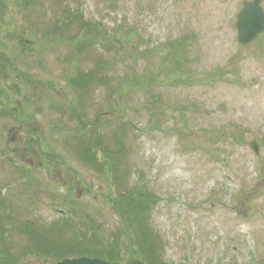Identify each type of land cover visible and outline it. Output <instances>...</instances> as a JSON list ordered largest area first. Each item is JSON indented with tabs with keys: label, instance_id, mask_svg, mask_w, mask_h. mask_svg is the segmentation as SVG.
Wrapping results in <instances>:
<instances>
[{
	"label": "rangeland",
	"instance_id": "obj_1",
	"mask_svg": "<svg viewBox=\"0 0 264 264\" xmlns=\"http://www.w3.org/2000/svg\"><path fill=\"white\" fill-rule=\"evenodd\" d=\"M22 1L0 0V251L15 264H54L28 252L22 229L63 216L45 240L100 251L88 257L264 264V33L240 45L235 29L248 0ZM78 14L107 37L119 28L121 50L79 49ZM22 26L50 37L22 48L13 34ZM176 42L179 64L163 60ZM100 62L105 85H68ZM72 106L98 128L92 163L79 156ZM133 188L151 194L148 247L126 204Z\"/></svg>",
	"mask_w": 264,
	"mask_h": 264
},
{
	"label": "trees",
	"instance_id": "obj_2",
	"mask_svg": "<svg viewBox=\"0 0 264 264\" xmlns=\"http://www.w3.org/2000/svg\"><path fill=\"white\" fill-rule=\"evenodd\" d=\"M29 1L30 0H27L24 2L27 3ZM17 2L21 3L23 1L17 0ZM82 18H83V16L78 14L77 17H74V19H72V21H75L78 19V21L76 22L77 31H76V34L73 35L70 39V40H76L77 38H79L80 41L77 45V47L79 49L80 48H81V50L85 49L87 47L92 46L95 43L100 44L102 41H107V44L105 46L107 49L108 48L112 49V50L116 49L115 45H117V43L120 47L123 46L124 43L122 41H120V39L123 35L122 34L123 32L119 28L116 30V34L114 33L113 36L107 37L105 32H103L101 30L100 23H98L96 21H89V22L85 21L84 22V21H82ZM1 19H3V17ZM66 22H67V20H63V21L61 19L57 20L55 25H57V24H59V25L55 26L56 29L54 31H58V29H61V27H63V24L65 25ZM12 31H13V28L11 29V32ZM49 33H50V31L48 32V30H46L44 32L43 36L36 37L35 33H31L29 31L28 32L24 31L23 26L20 27V31H17L16 33L13 32V34L15 35V38H17L20 41L19 43H23L22 48H24V47L31 48L33 43L39 44L37 41H40L42 38L43 39L49 38L50 37ZM60 37H62V36H60ZM115 39H116V43L114 42ZM176 46H177V42L174 46V51L172 53H169L167 57L163 58V60H165L167 62L174 61L176 64H179L181 62L180 58L178 57V56H181V54L176 50ZM120 47L118 49H116L117 52L121 50ZM146 50H149V47H147V45H146V49L144 48V53L146 52ZM131 52H133V51L125 52V53L127 54V53H131ZM129 57H133V58L142 57V53H136L135 56L130 55ZM6 60H11V59L6 58ZM107 65H108L107 63L100 62L96 66V70H91L87 73L76 71L77 74L75 73L74 75H68L66 78V81H67L68 85H71V86L75 85V84H79L80 86L85 85V84L91 85L94 82L96 84H101V81L103 82L104 79H105V81H107L108 80L107 78H109V77H102V78H100L101 79V81H100L99 77L97 76V73L98 72L101 73V71H103ZM0 67H1V64H0ZM11 67L12 66H10V68ZM2 68L4 69V67H2ZM3 69L1 71L3 73H5V71H4L5 69L4 70ZM126 78H128V77H126ZM129 80L131 81V78H129ZM139 81H141V80L138 78L137 80H135V83H139ZM105 83H104V85H105ZM110 90H111V87H110ZM71 110H72L71 114H73V120L76 121L75 122V130L72 132V134L78 141V147L80 146L82 148V154L79 156L85 162L90 160V162H88V163H92V160L94 158H96V156H97V142L98 141L100 142V139L97 138L96 142H93L91 140L93 138L92 135H95L96 130L98 131V128L95 126L93 121H88V120L84 119L83 112H81V111L79 112L73 106L71 107ZM48 155H49L50 160L54 159L57 162H59L57 164V166H60L61 164L66 163V160L63 156L56 154V153L52 154V151H50V150L48 152ZM54 160H52V161H54ZM108 162L109 161L107 160L106 163H108ZM106 163L101 162L100 167H103L106 169V165H107ZM24 173H25V171L23 172V174ZM127 193H129L128 194L129 198H127L126 204L133 205V208L135 209V211H133L134 216L131 218L132 219L131 222L135 225V231L136 232L138 231V235L141 237L142 244H144L146 247H148L150 245L151 240L149 237L150 236L149 230H148L147 225H146V219H144V217L148 211L147 202H148L149 195H148V193L146 195V193L142 189H136V188H133L132 191H129ZM132 196H133V198H132ZM4 199H6V198L0 197V214H1V212H4L3 208L6 207ZM117 203H118V201H117ZM115 205H118V204H115ZM115 205H113V206H115ZM135 206L141 207V209H139L140 211H139V214L137 216L135 213L137 210L135 208ZM145 212H146V214H145ZM141 213H142V216H140ZM7 218H8V216H7ZM61 218L62 219L55 221L53 223H51V222L47 223L48 226L46 225L47 228L44 230L43 229L42 230L36 229L34 225L23 227L22 233H25L27 235L28 242H29L28 252L36 255L37 257H41L42 259L53 258L55 261H58V260H61V259L67 258V257L87 256L89 254H93V255L100 254V251L93 252V251H88V250L84 249V247L80 244L81 242L78 243L79 240L73 239L74 241H72V243H70L68 245H64L61 242L59 243L58 241L45 240V239H47L46 236H48V232L50 229H54L58 225H59L58 226L59 228L61 227V223H63L64 217L61 216ZM2 221H5V220L3 219ZM130 224L131 223L127 224L128 231L131 230ZM63 225H66V224L64 223ZM121 231H123V233H125L126 232L125 227H123L121 229ZM0 234H1V232H0ZM96 236H98V235H96V232L94 231L92 238H94L96 240ZM141 249H143V247H141ZM108 256L111 257V253H109ZM144 256L147 260H149L146 253H144ZM119 258L122 259L123 257H119ZM110 259H114V258L111 257ZM156 261H155V263L151 262V264L152 263L153 264H160V262H156ZM0 264H15V261L8 254L7 251H0Z\"/></svg>",
	"mask_w": 264,
	"mask_h": 264
},
{
	"label": "water",
	"instance_id": "obj_3",
	"mask_svg": "<svg viewBox=\"0 0 264 264\" xmlns=\"http://www.w3.org/2000/svg\"><path fill=\"white\" fill-rule=\"evenodd\" d=\"M260 0L245 2L236 17L235 26L237 29V41L246 44L264 30V10L259 5ZM256 149V144H253ZM55 264H122L121 262H107L99 258L85 256L65 258ZM125 264H145L138 258H130Z\"/></svg>",
	"mask_w": 264,
	"mask_h": 264
}]
</instances>
